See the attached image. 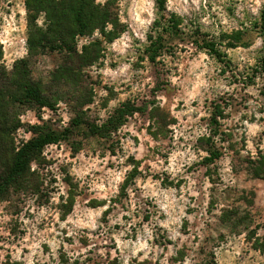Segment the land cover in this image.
<instances>
[{"label": "clouds", "instance_id": "obj_1", "mask_svg": "<svg viewBox=\"0 0 264 264\" xmlns=\"http://www.w3.org/2000/svg\"><path fill=\"white\" fill-rule=\"evenodd\" d=\"M94 3L103 7L108 0H94ZM117 7L118 23L126 27L110 43L99 28L94 29L91 36L76 37L80 55H83L84 46H91L97 39L102 41L106 57L100 61L103 67L93 64L84 71L93 79L100 77L102 85L117 93L108 100L107 107L101 108L102 100L109 96V92L101 87L96 90L93 103L85 105L83 110L92 109L89 118L98 115L96 124L102 128L122 104L132 101L140 107L141 100L153 99L149 93L156 87L157 78L150 74L153 67L148 56L145 55L143 67L134 65L141 63L139 57L160 34L168 41L169 34L163 33V29L175 16L186 42L174 38L165 47H174L175 57L166 52L156 57L157 62L163 61L166 75L160 79L166 81L168 88L155 94L156 103L148 105V112L159 108L176 123L167 124L168 138L162 135L157 138L148 132L149 126L152 132L158 131L160 124L157 120L142 117L139 112L126 115L127 122L110 133L113 141L119 139L115 155L99 148L93 155L91 149L85 148L72 158L71 149H66L63 143L59 151H56L55 144L46 145L42 155L56 162L43 169V174L52 173L56 183L51 187L57 191L51 192L49 202L43 205L36 204L38 195L26 196L22 192L20 196L25 204L18 216L4 211L9 201L0 204V237H3L0 239V264H64L62 255L67 264H89V257L91 264H112L113 261L118 264H201L204 259L199 254L201 247L205 252H214L215 264H264L260 250L252 249L255 238L251 243L246 241L248 231L256 224L264 223V181L250 179L244 171L238 175L234 173L235 152L229 150V145L234 143L241 159L248 157L253 161L260 159L259 153H264V111L261 110L264 109V95H261L264 64L260 63L264 60V35L261 34L264 30V0H165L163 12L157 0H117ZM20 12L19 28L12 19L11 24L0 31V43L13 50L6 64L9 71L15 59H23L28 54L27 37L23 35L25 9L20 7ZM45 15L41 13L36 25L46 30ZM0 16H3L2 12ZM157 21L159 26H156ZM256 24L262 27L254 28ZM197 29L201 34H207V40L233 65L223 75L225 64L210 49L201 50L188 40ZM104 31L111 33L115 26L106 22ZM240 32L248 35L235 48L227 47L232 43L230 39L221 40L222 36L232 37ZM113 63L115 68L111 67ZM257 68L260 71L254 75ZM249 76H254V82L245 84ZM245 96L248 99H244ZM220 97L234 99L225 107ZM213 102L219 103L224 113V117H216L221 132L230 133L231 140L222 141L220 134L212 135ZM57 108L61 110L58 127L62 131L70 126L75 113H69L68 105L63 101L57 102ZM41 112L43 121L53 116L46 106ZM18 118L21 123L42 127V121L36 118L33 110H27ZM35 135L23 128L17 129V136L25 143ZM202 138H211L217 148L223 149L224 154L209 166H200L205 158L211 157L209 151L199 146ZM241 141L243 146H240ZM16 143L19 145V139ZM130 157L138 162V168L137 163H128ZM61 165H71L67 174L72 183L87 193V198L76 196L71 211L67 213L59 209V205L68 204L70 191V186L64 183ZM194 165L197 167L189 172ZM217 166L220 182L213 184L215 176L209 178L203 174L209 167ZM134 169L142 176L135 177L134 186L125 189L127 199L121 200V187ZM30 170L40 171L36 161L30 163ZM157 176L159 179L154 178ZM166 176L168 186L164 185ZM181 180L183 184H180ZM44 184L48 186V180ZM226 189H235L237 194L258 190L253 208L243 203L236 205L241 216L246 209L254 217L256 210L260 211V217L255 218L248 231L241 229L239 235L231 233L228 228H216L220 223L218 217L224 214L222 209L231 210L233 207L235 196L229 198ZM213 197L217 203L209 215ZM92 201L97 202L96 206H90ZM145 215L149 216L147 221ZM13 220L19 221L20 230L25 232L18 239L9 227ZM220 233L224 234L225 242L219 241ZM162 236V244L156 243ZM208 236L219 246L205 244ZM256 237L264 243V227L256 232ZM84 240L86 244L82 243ZM185 249L183 260L174 261L173 258Z\"/></svg>", "mask_w": 264, "mask_h": 264}, {"label": "rangeland", "instance_id": "obj_2", "mask_svg": "<svg viewBox=\"0 0 264 264\" xmlns=\"http://www.w3.org/2000/svg\"><path fill=\"white\" fill-rule=\"evenodd\" d=\"M71 2L72 0H0V12L3 13V16H0V31H2L5 27H8L11 24L12 19H15L16 27L19 28L20 20L22 18L20 7L25 9V15L23 16V19L26 21V26L23 35L27 37L26 46L28 49L27 56L23 59H15L12 69L9 71L6 67V64L9 57H11L13 50L8 49L5 44L0 43V129L3 128V130L11 131L10 138H12L14 147H20L24 143V140L17 136V129L19 128H23L26 132H33L36 135L42 131L48 130L62 132L66 134V138L55 143V145H57L56 151H59L60 144L63 143L66 149H71L72 158H75L76 154L85 148L91 149L93 155H95L96 149L98 148L107 149L111 151L113 155H115L116 149L119 147V139L113 141L110 133L114 132L120 127V125H117L118 122H122L121 125L126 123L127 121L125 116H131L133 112H139L142 117L151 118L158 121L160 127L157 132H152L151 126H149L148 132L150 135L157 138L162 135L165 138H168L170 132L167 129V124L169 122L176 123V121L169 120L167 118V113L162 112L159 108H154L153 111L149 113L148 105H154L156 103L155 94L158 91H163L168 88L166 81L160 79L161 76L166 75L163 61L161 60L157 62L156 57L163 54L164 52L175 57V48L171 46L167 48L165 47V45L170 44L174 38L180 39L181 43L186 42L182 31L177 27L179 23L177 18L173 16L172 20L169 21V26L163 29V33L169 34L168 41H165L164 35L160 34L158 36L160 40L156 41L154 46L151 45V47L147 48L145 54L139 57L141 63L134 65V67L138 68L143 67L142 62L145 58V55L148 56L149 62L153 67V71L150 74L157 78L156 87L152 88L149 93L153 99L141 100L140 107H136L132 101L122 104L121 107L115 110L114 114L101 128L96 124V120L99 119L98 115H93V117L90 119L89 113L92 112V109H89L87 112H85L83 108L85 105L93 103L96 90L100 89L101 87H104L109 92V96L102 100L100 105L101 108L107 107L108 100L114 98L117 95V93H115L107 85L101 84L100 77L93 79L88 72L84 71L86 68H90L93 64H97L98 67H103V64L100 63V61L106 57L104 56L105 49L103 48L102 41L97 39L95 43H93L94 45L92 44L91 46H84L83 49L85 50L83 51V55H80L77 52L76 37L91 36L93 31L91 34H78L77 32L80 31V28L77 26V24L74 25L72 22H70L73 21V18L69 16L63 18L64 23L61 22L65 25L62 24L56 29H60L61 27L66 30L70 29L73 31V33H75L73 34V38L71 37L68 38V40L66 39L67 42L63 43L62 45H60L54 39L56 38V29L53 27V21H55L53 16L55 13H52L51 9L54 11L66 9ZM108 3H110V22L115 26V31L106 33L104 31L105 26L99 29L102 36H104L105 39L110 43L112 39L116 37L121 31H123L126 26L118 23L117 14L119 9L117 7V0H108ZM157 3L160 7V10L163 12L165 0H157ZM42 12L46 14L44 17L46 30L39 28L36 25V20L40 17ZM229 12H231V9H229ZM13 13L15 14L14 16ZM59 21H61V17ZM159 24L160 22L157 21L156 26H159ZM172 24L175 26H172ZM254 28H261V25L256 24L254 25ZM54 30L55 33H53ZM194 34L195 36H189L188 40H191L201 50L206 49L198 46L193 40H197V38L198 40L204 38L207 39V34H201L198 29ZM261 34L264 35L263 30L261 31ZM13 35H16V33H13ZM246 35L248 34L245 32H240L235 33L232 37L222 36L221 40L230 39L232 43H229V45L231 46L227 47L235 48L241 43L242 38H244ZM148 39L151 41L152 36L149 35ZM155 48L157 49L156 51H154ZM184 50L185 49H181V51ZM96 53L98 58L93 62V64L85 65L87 62L86 60L94 56ZM152 54H157L154 60L150 59ZM217 59L221 63L225 64V68L221 72V75L233 67L231 62L226 59L225 54L221 53V57ZM49 65H51V67H49ZM111 67L115 68L116 64H111ZM259 71L260 69L257 68L254 72V75ZM233 81L236 82L235 76L233 77ZM17 82L20 84L19 88L16 85ZM253 82L254 76H249L245 81V84H251ZM24 84H31L32 86L38 88L40 92V101L25 98L22 95L23 87L21 86ZM261 95H264V90L261 91ZM233 99L234 98L232 97H220V101L225 107H227L230 102H233ZM244 99H248V97L245 96ZM58 101H63L68 105L67 111L69 113H75L74 118L70 122V126L64 128L62 131L58 127L61 121V117L59 115L61 110L57 108ZM45 106L50 109L53 114V116L47 121H43L41 112L42 108ZM212 107L215 109L210 120V124L212 125L213 129L212 135L215 136L220 134L222 141L231 140V134L227 132H221V125L216 119L217 116L224 117V113L221 110L220 104L213 102ZM27 110H33L35 112L36 118L42 121V127L39 125L35 126L28 123H21L18 117L21 114L26 113ZM261 110L264 111V109ZM14 126L17 128L12 130ZM17 139H19V145L16 143ZM8 146L9 145L7 143L6 137L3 139V134L0 132V169ZM199 146L210 153L212 152L211 157L205 158L201 162L200 166L212 165L224 154L223 149L217 148L213 144L211 138L207 140L202 138L199 141ZM240 146H243V141H241ZM237 148L238 146L234 143L229 145V150L235 152V166L233 168L234 173L238 175L241 171H244L248 173L250 179L264 181V153H259L260 159L256 161H253L248 157L241 159L239 157V151ZM44 149L45 147L37 152L32 160L37 162L40 171L33 172L29 169V171L23 175L20 185H14L10 187L9 190H7V192L2 197H0V204H2L4 201H9L8 206L4 209L5 212L11 213L14 216H18L20 214L22 211V206L25 204V200L20 196L22 192L25 193L26 196L38 195L39 199L36 200V204L43 205L49 202L50 193L57 191V189L51 187V185L56 183L55 177L52 176V173L48 172L47 174H43V169L56 162L55 160H48L42 155ZM49 155H52V153L50 152ZM102 155L103 152H101V156ZM216 155L217 157L214 158ZM128 163H137V168L139 166L138 162L134 161V158L131 157L129 158ZM70 166L71 165H61L60 167V171L65 174L64 183L70 186L68 204L59 205V209L64 213L71 211L72 204L74 203V198L76 196H83L84 198H87L86 191H81L78 184L72 183L71 176L67 174L68 168ZM109 167H112V165L110 164ZM196 167L197 166L194 165L193 168L189 169L188 171L192 172ZM218 171V166L216 168L209 167L203 175L209 178L215 176V179L212 180V183L216 184L220 182ZM137 176H142V174L135 169L129 174L125 184L121 187V200L127 199V193L125 189L129 186H134V179ZM49 177H51V179H49ZM144 178L146 179V177ZM154 178L159 179L158 176ZM45 180H48V186H45ZM183 183L184 181L181 180L180 184ZM168 184L169 181L166 176L164 185L168 186ZM176 186L179 187V185ZM225 191L229 198L235 196V199L232 200L233 207L231 210L227 208L222 209L224 214L223 216L218 217L220 223L216 226V228H228L231 233L239 235L241 229L248 231L250 226L255 222V218L260 217V211L256 210V215L254 217L253 213L246 209L244 215L241 216L240 209L236 207V205L243 203L246 204L248 208H253L257 198L258 190L254 189L243 194H237L235 189H226ZM213 192H215V189H213ZM63 199L64 198L61 197V201H63ZM117 202L119 201H113V203ZM216 203L217 201L215 197H213L208 208L209 215L212 214V210ZM96 204V201H92L90 206H96ZM189 211H192V209ZM26 215L30 216V214ZM107 215L108 213L106 212L105 217ZM61 219H64V215H61ZM124 219H128V217H124ZM144 219L147 221L149 216L145 215ZM9 227L11 228L12 235L17 237V239L25 235V232L20 230L19 221H11ZM40 227L42 228L43 225ZM208 227L212 228V225H208ZM262 227H264V223L256 224L255 228H252L250 231H248L246 241L251 243L255 238L256 242L252 244V249L260 250L261 255L264 256V243H261L260 238L256 237V232ZM186 230L187 222H185V232ZM0 239H3V237H0ZM163 239L164 238L162 236L160 240L156 241V243L162 244ZM219 241L225 242V236L223 233H220ZM82 243L86 244L87 241L84 240ZM168 243H171V241H168ZM205 244H212L215 247L219 246V244L211 236L206 237ZM112 247H114V244ZM47 250V246H45V251ZM25 251H27V249H25ZM186 252L187 249L182 250L179 253V256L173 258V260L182 261L186 255ZM199 254L200 256L204 257V259L201 261V264H215L214 252H205V248L201 247ZM6 259L10 261V257H7ZM61 259L64 261V264H67V261L64 260L63 255L61 256ZM77 264H79V262H77ZM89 264H91V257H89ZM112 264H118V262L113 261ZM145 264H149V262H145Z\"/></svg>", "mask_w": 264, "mask_h": 264}, {"label": "trees", "instance_id": "obj_3", "mask_svg": "<svg viewBox=\"0 0 264 264\" xmlns=\"http://www.w3.org/2000/svg\"><path fill=\"white\" fill-rule=\"evenodd\" d=\"M110 3H107L103 7L100 5L94 4V0H72L69 6L63 10H53L52 13H55L53 18V27L59 28L64 22L63 18L66 16L72 17V22L74 25L80 28L78 34H91V32L96 28H103L106 22H110ZM52 7V6H50ZM49 11V10H46ZM61 17V21H59ZM63 22V23H61ZM177 24V23H176ZM65 25V24H63ZM71 25V24H70ZM172 26H175L172 24ZM262 27V26H261ZM264 31V30H263ZM55 33V30L53 31ZM73 31L70 29H56V38L60 45L66 43L68 38H73ZM195 34L192 35V37ZM191 37V36H190ZM67 39V40H66ZM110 40V39H109ZM160 38H157L152 45H155L156 41H159ZM197 43L198 46H201L206 49H210L217 58L221 57V53L216 50L214 44L210 43L207 39L193 40ZM200 44H199V43ZM94 45V44H93ZM231 46V45H227ZM85 49H83L84 51ZM157 49L155 48L154 51ZM97 51V50H96ZM157 54H152L150 56L151 60H154ZM98 58L97 53L94 56L86 60L85 65H92L93 62ZM261 64H264V60L260 61ZM14 83V82H13ZM17 87H20V84L16 83ZM22 95L25 98H30L32 100L40 101V92L38 88L32 86L31 84L22 85ZM122 122H118L117 125H121ZM17 127L14 126L12 130H15ZM0 132L3 134V139L6 137L8 148L5 153V157L1 164L0 169V197H2L10 187L14 185H20L23 175L29 171L30 163L33 160L34 155L42 150L46 145L55 144L59 140L66 138V134L58 132L55 130L42 131L38 135H35L28 143H23L17 151V147L13 146L12 138H10L11 131L0 129ZM212 153V152H211ZM217 155L214 157L216 158Z\"/></svg>", "mask_w": 264, "mask_h": 264}]
</instances>
